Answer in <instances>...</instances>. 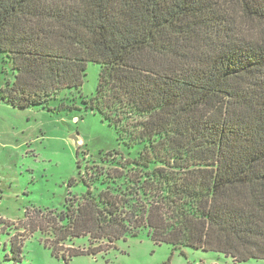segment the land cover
<instances>
[{"label":"trees","instance_id":"1","mask_svg":"<svg viewBox=\"0 0 264 264\" xmlns=\"http://www.w3.org/2000/svg\"><path fill=\"white\" fill-rule=\"evenodd\" d=\"M0 52L14 72L4 103L48 107L75 88L121 143L143 144L86 164L69 182L86 190L62 210H27L23 227L52 234L54 255L146 229L176 249L264 259V0H0Z\"/></svg>","mask_w":264,"mask_h":264},{"label":"rangeland","instance_id":"2","mask_svg":"<svg viewBox=\"0 0 264 264\" xmlns=\"http://www.w3.org/2000/svg\"><path fill=\"white\" fill-rule=\"evenodd\" d=\"M99 74L100 64L88 62L83 94L96 93ZM10 79H14L12 63L0 52V86ZM62 97L68 106L61 105ZM142 147L121 143L116 129L99 112L85 108L75 88L63 89L48 107L18 108L0 100V264H264V259L236 261L217 251L158 244L146 229L113 245L77 237L71 247L83 252L65 258L62 250L57 257L46 241L52 234L41 229L28 233L24 228L25 222L29 225L28 209L62 210L68 196L86 190L78 181L69 183L78 180L86 164L100 163L107 151L135 156Z\"/></svg>","mask_w":264,"mask_h":264},{"label":"water","instance_id":"3","mask_svg":"<svg viewBox=\"0 0 264 264\" xmlns=\"http://www.w3.org/2000/svg\"><path fill=\"white\" fill-rule=\"evenodd\" d=\"M75 140H76V143H78L80 141L79 137L76 135L74 136Z\"/></svg>","mask_w":264,"mask_h":264}]
</instances>
